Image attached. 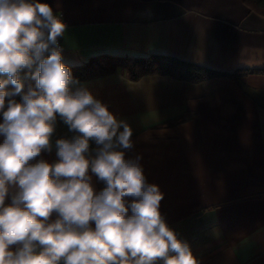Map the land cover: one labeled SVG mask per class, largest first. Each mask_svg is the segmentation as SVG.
<instances>
[{"label": "crops", "instance_id": "0c3cea01", "mask_svg": "<svg viewBox=\"0 0 264 264\" xmlns=\"http://www.w3.org/2000/svg\"><path fill=\"white\" fill-rule=\"evenodd\" d=\"M41 2L65 14L67 66L99 55H170L250 70L198 83L163 74L133 80L119 70L74 87L129 124L125 158H140L147 182L163 193L161 214L199 264H264V16L244 0ZM72 135L57 118L53 144ZM42 157L54 162L55 149Z\"/></svg>", "mask_w": 264, "mask_h": 264}, {"label": "clouds", "instance_id": "9594fccd", "mask_svg": "<svg viewBox=\"0 0 264 264\" xmlns=\"http://www.w3.org/2000/svg\"><path fill=\"white\" fill-rule=\"evenodd\" d=\"M65 30L41 0H0V264H199L125 158L129 124L74 87ZM57 118L74 135L53 144Z\"/></svg>", "mask_w": 264, "mask_h": 264}, {"label": "trees", "instance_id": "16d2710c", "mask_svg": "<svg viewBox=\"0 0 264 264\" xmlns=\"http://www.w3.org/2000/svg\"><path fill=\"white\" fill-rule=\"evenodd\" d=\"M251 11L264 16V0H244ZM77 81L103 76L125 70L133 80L149 74L169 75L175 79L198 83L213 77H230L240 80L250 70L238 69L233 73L222 72L206 66L191 63L170 55H150L147 57L99 55L80 66H68ZM28 83L26 81V87ZM17 100L20 97H16ZM98 182V181H97ZM100 189L103 184L98 182Z\"/></svg>", "mask_w": 264, "mask_h": 264}, {"label": "built area", "instance_id": "2783aa9c", "mask_svg": "<svg viewBox=\"0 0 264 264\" xmlns=\"http://www.w3.org/2000/svg\"><path fill=\"white\" fill-rule=\"evenodd\" d=\"M57 15L59 16V18L62 20V22L66 25V27H67V20H66V17H65V14L64 13H57ZM63 37H64V35L63 36H61L60 38H59V44H60V47L62 48V50L64 49V45H63Z\"/></svg>", "mask_w": 264, "mask_h": 264}]
</instances>
